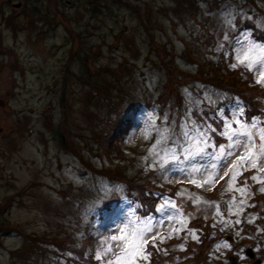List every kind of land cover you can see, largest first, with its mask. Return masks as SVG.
I'll return each instance as SVG.
<instances>
[{"label":"rangeland","instance_id":"374dc122","mask_svg":"<svg viewBox=\"0 0 264 264\" xmlns=\"http://www.w3.org/2000/svg\"><path fill=\"white\" fill-rule=\"evenodd\" d=\"M196 1L199 9L191 12L177 0H0V222L16 227L0 230V264H54L44 247L54 248L52 238L63 235L66 226L80 237L88 222L97 239L92 250L96 264L116 260L117 254L118 264H123L137 249L148 258L138 256L135 264H150L151 256L154 264H187L176 263L182 253L193 263L194 254L200 253L203 258L197 264H227L226 252L243 239L264 249V155L238 147L227 156L222 147L230 143L232 133L245 143L244 134H250L260 143L264 106L259 111L251 108L258 99L264 105V83H257L264 68L256 70L257 61L264 59V37L253 41L255 31L247 27L231 36L237 16L251 18L237 4L231 11L224 3L211 10ZM256 1L264 11V0ZM255 18L264 29L263 16ZM229 41L234 51L226 57L227 66L248 68L255 84L242 90L236 88L237 79L233 84L225 79L217 87L211 86L215 77L204 78L211 82L205 84H196V78L181 80L182 106L167 125V115L158 114L161 104L156 102L165 92V80H180L181 74L191 76L201 69L212 74L207 62L215 65L225 58ZM226 86L241 95L226 101L229 112L222 113V130L215 137V126L200 119L195 124L193 111L199 114L203 98L208 103L223 99ZM170 94L168 106L170 96L174 98ZM145 99L154 103L147 107ZM120 102L123 109L115 106ZM132 104L138 110L131 115L128 133L117 140L110 131L120 150L112 157L98 138L110 123L113 129L121 118L127 119ZM242 155L247 159L237 162ZM151 168L156 171L154 194L166 191L158 201L157 216L142 208L139 195L137 201L119 199L116 209L103 213V221L102 213L93 216L94 208L72 222L79 200L85 204L92 197L86 191L102 195L96 205H109L115 198V186L109 182L113 173L141 179L151 176ZM210 191L214 194L206 200ZM194 219L201 222L192 223ZM129 223L144 231L147 245L118 231ZM33 234L42 250H31L26 236ZM113 235L126 239L114 242ZM245 246L235 251L240 256L236 264H251L244 261Z\"/></svg>","mask_w":264,"mask_h":264},{"label":"trees","instance_id":"16d2710c","mask_svg":"<svg viewBox=\"0 0 264 264\" xmlns=\"http://www.w3.org/2000/svg\"><path fill=\"white\" fill-rule=\"evenodd\" d=\"M205 3L208 4V9L213 10L214 8H219L221 6V3H224V7H231L232 5L235 6V4H237V8L244 10V12H247L249 14H251V18L247 19L244 18L242 19L239 16H237L236 18V25L237 28L230 33L231 36L234 35L235 32L243 29V28H250L253 29L255 31V35H253L252 40L256 41V39L258 37H264V29L262 26H260L258 24V22H256V16L261 15L264 18V11H262L257 5L258 2L256 0H235V1H225V0H202ZM177 2L182 5L186 10H190L192 12V10L196 11L199 9V4L197 3L196 0H177ZM183 2H187L188 4L184 5L182 4ZM230 10V8H229ZM231 11V10H230ZM235 12H237V9L235 7ZM255 18V19H254ZM32 21H37L32 20ZM32 24H34L32 22ZM231 42V41H229ZM210 44H212V42H210ZM226 49L228 48L227 44L225 45ZM226 57L225 58H221L219 59V61L215 64L212 65V63L209 61L207 62V64H209V68H211L212 70V74H210V72H206V70L201 69V63L199 61H195L196 64H199V70L198 72H196L193 75H186L185 73L181 74V77H183V79H177V78H172L170 79V81L165 80L166 82L163 83L164 85V91L159 94V97H157L156 102L161 104L160 108L158 110V114L162 115V114H166L167 115V120L165 121V123L167 125H169V123H171L172 119L175 120L177 113L179 112V110L181 109L182 103H181V96L180 93L178 92V87H179V83L181 80H185V79H191L192 81L195 79L196 80V84L200 83L197 80L201 81V84H205L203 82H209L204 80V78H209V79H213V77H215L216 82L211 83V86L217 87V85H219V83L223 82L225 79L227 82H231L232 84L235 82V80H238V86L236 87L241 88L243 90L244 87L247 86H251L255 84V80L252 77L253 73L251 71L248 70V68H238L235 67L233 69H230V67L227 66V62H226ZM194 61V60H193ZM121 68V65L119 66ZM216 73V74H214ZM218 73V75H217ZM121 73H119L120 76ZM119 80V77H118ZM127 81V80H126ZM92 85V84H91ZM252 87V86H251ZM228 86L225 87V91L226 94L225 97L223 99H219L217 101H214V103H208V101H205V98H203V101L200 103V107H198V113H194L195 119H192L195 124L199 125V119L202 120H206L207 122L211 123L213 125V127L215 126L214 132L213 134L215 135V137H219L220 136V130L221 129V121H222V113H227L228 114V106H227V102L226 101H234L235 100V96L236 94H240L238 91H236L235 93H232L231 90L227 89ZM94 89L95 92H97L98 94H101L103 91L101 88L98 89L97 85H92V88ZM246 89H249V87H247ZM197 90V88H196ZM224 91V92H225ZM249 91V90H248ZM260 91V93H263V90H258ZM169 92H171L174 96L171 97L172 103L171 106H168V94ZM242 92V91H241ZM253 93V92H252ZM170 94V95H172ZM254 97H256V95H258L257 93H253ZM221 100H225V101H221ZM146 104H148L147 107H150L152 105V103H154L153 100H149V99H145L143 100ZM197 102H198V91H197ZM226 104V105H225ZM256 105V106H255ZM259 105V106H258ZM115 106H118V108L120 107L121 109H123V107L121 106V102L119 103V105L115 104ZM263 103L261 100H255L252 104V108L253 110H257L259 111L262 107H263ZM220 107L225 108V110L221 111ZM244 110L249 113V115L251 114L250 112H248L249 107L247 108L244 105ZM171 112H169V110H171ZM261 110L264 111V108H262ZM251 111V110H249ZM260 114H264V112H261ZM250 117V116H248ZM113 121V120H112ZM110 121V122H112ZM108 122V123H110ZM203 122V121H202ZM118 126L112 127V123H110L109 125H107L108 127V132L106 134H103L101 136H99L98 140L101 141V143H104L105 147L107 148V152L109 153V155H112V157L114 156H118L119 155V145L118 142H116L118 139L123 138V136L125 134L128 133V131L131 129V120L130 118L127 117V119H122L120 121L117 122ZM156 128H158V124L155 125ZM176 127V125H175ZM115 132L117 134L116 137L113 136L114 139H117L116 141H112L111 137H112V133L110 131ZM219 130V131H217ZM175 133V132H174ZM206 133H207V129H206ZM154 137L155 136V131H154ZM219 141V140H217ZM168 143H170L169 140H167L166 145H168ZM216 143V141H215ZM174 145V143H173ZM80 158H82V156L80 155ZM94 171V170H93ZM95 172V171H94ZM156 171L154 170V168H151L148 170L147 174L151 175L149 177L146 178H141L139 179L138 177H129L124 173L119 172V174L117 173H113L112 176L109 179V182L113 184V186H115L114 189V197L110 200V203L119 201V199H124L127 197L129 199H134L137 201V199L139 198V195H143V203H145V207L147 208V212L152 214L153 210H157L159 203L158 200L154 199V190L155 187L153 186V181L152 178H156ZM155 176V177H153ZM136 191H138L139 193H137ZM87 193H90V195H92V197L90 199L87 200V203L84 204L85 201H81L79 200L76 208L79 210L76 215H72V222H76L78 218H80L79 216L82 215L83 213L86 212H90L92 209L95 208V210L97 211V213L93 214V216H97L98 213H102L99 215V217H102L104 211L108 208V203H105V201H103L101 204L96 205L95 202L98 200V198L102 195L99 194H92L91 192L86 191ZM86 192H82V193H86ZM137 194H136V193ZM96 195V196H95ZM171 195H175L174 193ZM3 208V205L1 206ZM143 208V207H142ZM73 213V211H71ZM8 226V225H6ZM9 228L5 227V224L0 222V230H11V229H16V227L14 226H8ZM196 227H198V225H196ZM66 230H64V234L59 236V235H55V237L52 238V243L54 245V248H47L44 247L45 251L47 254L51 255L53 257V263L54 264H96V257H95V251L91 250V247L93 246V244L97 241L96 237H93V234L95 232H93L90 228L89 222L85 225L82 226V228L84 229L83 233L81 234L80 237L76 236V234L74 233V231L72 229L69 228V226H66ZM209 229V228H207ZM206 232H208V230H206ZM97 234V233H96ZM95 234V235H96ZM90 238H92L93 240L91 241V243H89ZM27 241L32 244V248L31 250L33 251V248L36 247L40 250L43 249V247L38 243V237L36 235H27L26 236ZM208 239V237H207ZM86 242V244H82V242ZM200 242V241H199ZM198 242V243H199ZM189 242L187 241L186 245H188ZM202 244V243H201ZM88 245V246H87ZM168 246V245H166ZM166 246H162V247H166ZM152 247L149 245L147 251L151 252ZM154 252H156L157 254L161 255L162 253L156 249L154 250ZM169 254H172V252H169ZM176 255V254H174ZM195 262H199L203 256H201L200 253H195ZM152 258V260L150 261V264H154L155 258L154 257H150ZM178 262H184V263H191L194 264L192 262V260L190 259L189 256H187L186 254L182 253L181 255V259H178L176 263Z\"/></svg>","mask_w":264,"mask_h":264},{"label":"snow or ice","instance_id":"6c2138e0","mask_svg":"<svg viewBox=\"0 0 264 264\" xmlns=\"http://www.w3.org/2000/svg\"><path fill=\"white\" fill-rule=\"evenodd\" d=\"M255 47V45L253 46V48ZM253 48H250L248 51H246L244 53L245 58H248L249 54L253 51ZM233 67H235V65H233ZM261 68H264V59L257 61L256 64V70H260ZM257 83H264V71H261V79L257 81ZM255 134V133H254ZM246 137L247 142H243L240 139L236 138L238 136L237 133H232L230 139V143L227 146H222L225 149V153L227 156H231L233 155V149L238 148V147H243L246 152H248L249 154L255 149L256 151L259 152V154L264 155V131H261L259 133L260 136V143L257 145L255 142H253L252 140V135L245 133L244 134ZM199 155V153L197 154ZM194 157H189V159H193ZM247 159V156H240L237 157V162H242L245 161ZM253 168L256 167L255 162L252 163L251 165ZM213 169H215L217 167L216 164L212 165ZM193 171L195 172H199L201 171L200 168H196L193 167ZM261 171H264V169H262ZM228 173H225V175H227ZM222 178V177H221ZM253 179H256V177H253ZM195 182V181H193ZM206 183L208 181H205ZM262 191H264V189H262ZM172 207H175V205H172ZM119 232L121 233H126L127 235L131 236L133 240H138L141 244L143 245H147L149 243L148 239L145 237V233L143 230L138 229L135 224L129 223L124 225V227L118 229ZM112 241L117 242V241H123L124 239H126V236L121 235V236H116L113 235L111 237ZM156 237L153 236L152 240L155 241ZM109 251L111 250V248L109 247L108 249ZM106 254V253H105ZM100 255L101 254H97V259H100ZM140 257L142 259H147L148 256L147 255H143V253L141 251H139V249H137V251L134 252H130L128 255V258L126 259V261L123 262V264H135L136 258ZM121 258L120 256L117 254L116 256V260H110L107 262V264H118V262H120Z\"/></svg>","mask_w":264,"mask_h":264},{"label":"flooded vegetation","instance_id":"af4514ba","mask_svg":"<svg viewBox=\"0 0 264 264\" xmlns=\"http://www.w3.org/2000/svg\"><path fill=\"white\" fill-rule=\"evenodd\" d=\"M235 241V240H234ZM232 241V242H234ZM231 242V243H232ZM250 241L247 239H243L240 243L235 242V244L233 243V246L231 245L230 247V251L226 252V260H227V264H230V260L232 258H238V261H234L235 263H238L240 261V256L239 254H237L235 251L238 250L239 246H245V254L246 256L244 257V261H249L251 264H263L264 263V249L263 248H253L252 247V243L249 245ZM229 260V262H228ZM243 261V262H244ZM221 262V261H220ZM220 262L216 263L219 264ZM209 264V263H207Z\"/></svg>","mask_w":264,"mask_h":264},{"label":"water","instance_id":"95a60500","mask_svg":"<svg viewBox=\"0 0 264 264\" xmlns=\"http://www.w3.org/2000/svg\"><path fill=\"white\" fill-rule=\"evenodd\" d=\"M234 263V262H233Z\"/></svg>","mask_w":264,"mask_h":264}]
</instances>
